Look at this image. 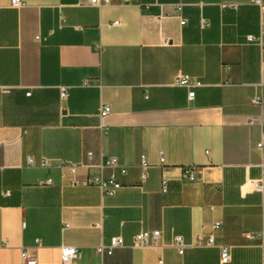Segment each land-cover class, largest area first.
I'll use <instances>...</instances> for the list:
<instances>
[{
	"label": "crops",
	"instance_id": "0c3cea01",
	"mask_svg": "<svg viewBox=\"0 0 264 264\" xmlns=\"http://www.w3.org/2000/svg\"><path fill=\"white\" fill-rule=\"evenodd\" d=\"M262 132L264 12L250 0H0V264H62L64 245L79 248L71 264H264L246 236L264 232ZM110 176L112 194L72 183ZM143 230L157 244L133 246Z\"/></svg>",
	"mask_w": 264,
	"mask_h": 264
},
{
	"label": "built area",
	"instance_id": "2783aa9c",
	"mask_svg": "<svg viewBox=\"0 0 264 264\" xmlns=\"http://www.w3.org/2000/svg\"><path fill=\"white\" fill-rule=\"evenodd\" d=\"M123 2H129L130 0H122ZM250 2L258 5L261 10L264 12V0H250ZM91 3L97 6H104V5H109L112 3V0H91ZM11 4L13 6H20L21 5V0H11ZM146 8H149V5L146 6ZM176 10L181 9V5L177 4L175 5ZM165 16V12L161 11L160 14L156 16L157 20L160 21L163 17ZM115 24H119L120 22L117 20L114 22ZM205 20H203V24H205ZM181 24H185V20H181ZM248 39L250 41L256 40L254 36H248ZM177 84L182 85V86H200L202 83L198 80H193L189 75L187 74H181L177 80ZM68 94V90L65 87L61 88V97L66 98ZM195 96V91L191 90L189 91V98H194ZM111 107L109 105H103L101 107V116H106L110 113ZM255 119L249 120L250 124H253ZM257 148L261 153L262 161H261V166L263 169L264 173V132L261 133L260 140L257 143ZM161 161H164V158L161 157ZM28 163L30 165H33V159L31 157L28 158ZM109 164H117V159L116 158H110ZM41 165H45L43 162ZM141 166L143 169H146L148 167V163L145 159L144 156H142V161H141ZM68 169H70L71 172H75L77 165L76 164H68L66 166ZM145 175V173H144ZM187 175L188 177L193 180L194 179V173L191 170H187ZM47 182H51V179H48ZM87 182H94L96 183L102 190L103 193L106 194H112L113 190L115 188L120 187L121 183L117 178L114 176H110L109 178H95V179H89L83 182L73 180V184H78V183H87ZM256 187L259 190H262L264 187V175L261 179L256 180ZM163 190H166V182H163ZM217 225V224H216ZM246 236L249 238H258L262 240V246L264 247V232H251V233H246ZM161 237V231L160 230H143L138 232L134 236V242L133 246L135 247H147L151 246L154 244H157L158 240ZM199 243H202V240L198 241ZM123 239L121 237H114L112 238L110 244L108 246L100 245L97 247V251L100 252L101 254L103 253H112L113 249L123 245ZM208 245H213L214 244V238L210 236L206 242ZM174 245L178 248L179 253H183L187 245L185 244L183 237L182 236H176L174 239ZM79 255V248L76 246H67L64 245L61 247V261L62 264H71V261L73 258L77 257ZM23 259L26 261L27 264H36L35 259H27V254L26 252H23ZM231 259V253L230 249L226 245L221 246V262L222 263H227ZM263 263H264V252H263Z\"/></svg>",
	"mask_w": 264,
	"mask_h": 264
}]
</instances>
